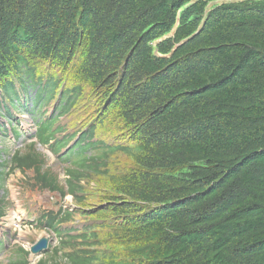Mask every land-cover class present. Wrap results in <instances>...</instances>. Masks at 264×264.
<instances>
[{"label":"trees","instance_id":"trees-1","mask_svg":"<svg viewBox=\"0 0 264 264\" xmlns=\"http://www.w3.org/2000/svg\"><path fill=\"white\" fill-rule=\"evenodd\" d=\"M28 73L69 121L143 148L121 177L102 151L75 157L68 189L34 144L14 157L81 207L51 229L71 251L40 264H264V0H0V116Z\"/></svg>","mask_w":264,"mask_h":264},{"label":"rangeland","instance_id":"rangeland-1","mask_svg":"<svg viewBox=\"0 0 264 264\" xmlns=\"http://www.w3.org/2000/svg\"><path fill=\"white\" fill-rule=\"evenodd\" d=\"M212 3H213V2H212ZM24 121H25V119L23 118V119H22V122L25 123ZM21 124H22V123H21ZM29 131H30V130H29ZM6 145H7V147H13L12 142L9 141V140L6 141ZM51 162H54V160H52ZM49 169H50V168H49ZM55 170H56V169H54V168L52 167L51 171H54V172L58 175V172L55 171ZM58 170H59V168H58ZM25 191H26V194H28V195L30 196V197H28V198L30 199L29 205H30V208H31L32 212H37L39 209L42 208V207L40 206L38 200H37V192H32V191H29V190H25ZM14 192H15V191H13V193H14ZM14 194H15V193H14ZM28 195H27V196H28ZM27 196H23V197H22V200H23V201H27ZM26 235H27V233H26V231H24V232H23V239L25 238ZM36 237H37V233H36V232L30 234V238H31L32 240H33V239H36ZM52 242H54V243H58V237L52 235ZM4 260H5V258H2V259H1V264H4V263H3Z\"/></svg>","mask_w":264,"mask_h":264},{"label":"water","instance_id":"water-1","mask_svg":"<svg viewBox=\"0 0 264 264\" xmlns=\"http://www.w3.org/2000/svg\"><path fill=\"white\" fill-rule=\"evenodd\" d=\"M48 244V239L42 237L40 241H38L34 246H33V251H38L43 247H46Z\"/></svg>","mask_w":264,"mask_h":264},{"label":"bare ground","instance_id":"bare-ground-1","mask_svg":"<svg viewBox=\"0 0 264 264\" xmlns=\"http://www.w3.org/2000/svg\"><path fill=\"white\" fill-rule=\"evenodd\" d=\"M72 224L77 226L76 222H73ZM52 235L56 236L55 234H51L50 235L51 236V240H52ZM56 237H58V236H56ZM59 240H60V238L58 237V242H59Z\"/></svg>","mask_w":264,"mask_h":264}]
</instances>
